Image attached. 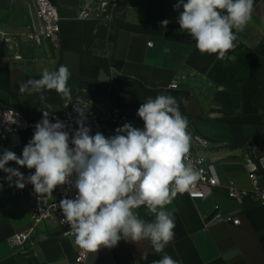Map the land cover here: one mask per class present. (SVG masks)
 <instances>
[{
  "label": "crops",
  "instance_id": "0c3cea01",
  "mask_svg": "<svg viewBox=\"0 0 264 264\" xmlns=\"http://www.w3.org/2000/svg\"><path fill=\"white\" fill-rule=\"evenodd\" d=\"M53 2L62 19L56 46L48 44L35 52L26 49L22 60L6 48L0 51L1 104L31 119L44 108L63 111L69 100L55 90L45 92L43 101L38 93L19 92L21 83L41 78L45 68L53 71L61 65L71 73V98L79 92L94 99L110 97L138 129L144 122L137 112L148 98L161 94L178 101L185 98L188 103H181L180 111L188 126L215 146L200 156L218 185L204 188V200H191L183 192L167 206L175 210V235L164 252L180 264H264V206L251 196L230 197L231 188H253L244 166L248 155L259 160L264 174V0H254L252 20L236 33L237 47L224 59L201 53L193 38L180 30L178 17L183 9L173 7L178 0ZM86 2L121 9L107 26L96 13L88 20L78 19ZM164 20L170 21L166 28L160 23ZM31 23H36V17L29 0H0V33H21ZM31 139L22 132L8 145L0 143V156L7 149L22 158ZM252 144L259 149H250ZM6 167L18 168L25 185L29 184L25 167L14 161ZM7 175L0 170V264H73L82 249L75 237H62L55 220L41 225L24 250L11 248L10 238L30 227L32 200L13 197L16 178L8 181ZM134 212L145 221L154 218L146 206ZM230 218L239 220V226ZM162 255L147 240L121 239L113 248L91 252L89 264H152Z\"/></svg>",
  "mask_w": 264,
  "mask_h": 264
},
{
  "label": "clouds",
  "instance_id": "9594fccd",
  "mask_svg": "<svg viewBox=\"0 0 264 264\" xmlns=\"http://www.w3.org/2000/svg\"><path fill=\"white\" fill-rule=\"evenodd\" d=\"M174 10L183 9L178 17L181 31H186L201 53L216 54L224 59L234 50L236 33L243 32L252 20L254 0H178ZM167 27L168 20L161 21ZM235 59V57H228ZM71 73L65 65L58 70L43 69L41 78L19 85L21 94L55 90L63 99H71L68 80ZM181 97L158 95L148 98L138 109L143 129L125 123L116 135L105 137L78 120L79 127L71 138L65 125L44 119L35 125L32 139L23 148L22 158L5 149L0 156V170L18 188L25 186V177L18 168L6 167L14 161L21 167L35 169L27 177L38 194L69 182L75 173L74 199H62L59 207L64 220L83 250L97 252L101 247L113 248L118 242L147 240L162 258L152 264H180L164 252L174 239V209L168 210L179 193L188 190L199 179V172L186 162L190 151L189 121L180 111ZM146 206L151 221L138 218L134 209Z\"/></svg>",
  "mask_w": 264,
  "mask_h": 264
},
{
  "label": "built area",
  "instance_id": "2783aa9c",
  "mask_svg": "<svg viewBox=\"0 0 264 264\" xmlns=\"http://www.w3.org/2000/svg\"><path fill=\"white\" fill-rule=\"evenodd\" d=\"M34 9L36 23L28 25L21 33L3 32L1 35L0 51L8 49L11 53H15L14 58L23 59V51L29 49L33 52L43 50L48 44L56 46L61 40V16L58 6L53 0H29ZM115 7V6H114ZM109 7L108 4H94L86 2L80 12L79 20H88L92 14L96 13L104 25L109 26L119 15L121 8ZM152 47V44H149ZM1 58V57H0ZM176 85L173 86L175 88ZM44 112L48 113L47 119L55 123L62 122L65 125L64 131L69 133V146L71 138L79 127L78 120L83 119L84 125L91 129V135L97 132L102 133L106 138L116 135V129L122 127L125 123L134 124L133 120L127 117L122 110L114 105L110 97L104 99H94L79 92L72 96L67 107L60 112L52 111L44 108L40 111L38 118L31 119L23 111L4 106L0 102V143L8 145L10 139L22 132H27L33 137L35 125L44 119ZM188 132L191 136L190 151L187 154L186 162L191 163L199 172V179L194 182L187 191H185L191 200H204L206 195L204 188H215L218 185L217 179L212 175L205 159L200 156V152L215 148V146L205 137L201 136L188 126ZM250 149H259L257 145L252 144ZM245 168L249 171V179L252 183L251 191H241L230 189L231 198H241L251 196L260 205L264 206V174L261 172L259 160L248 155L244 161ZM28 176L34 174L35 169H28L25 166ZM76 180L75 173L69 178V182L64 185L57 186L52 194H38L34 190V186L29 183L22 189L15 188L11 191V195L15 198L29 197L32 200L30 208L31 224L28 230L16 233L9 240V245L15 251L24 250L29 243L31 237L36 230L44 223L55 220L61 228L62 237H75L69 224L64 220L63 212L59 207L62 199H74L77 190L74 187ZM144 206H141L142 208ZM139 209V208H138ZM134 209V210H138ZM234 225L239 226L240 221L230 218L228 220ZM91 252L81 250L75 258L73 264H89Z\"/></svg>",
  "mask_w": 264,
  "mask_h": 264
}]
</instances>
